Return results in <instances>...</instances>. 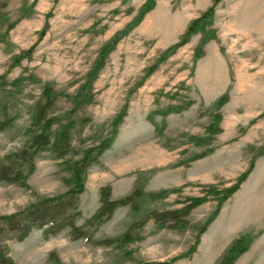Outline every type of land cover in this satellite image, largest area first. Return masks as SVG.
Segmentation results:
<instances>
[{
    "label": "rangeland",
    "instance_id": "rangeland-1",
    "mask_svg": "<svg viewBox=\"0 0 264 264\" xmlns=\"http://www.w3.org/2000/svg\"><path fill=\"white\" fill-rule=\"evenodd\" d=\"M148 1L0 0V85L31 75L42 82L25 81L10 102V111L20 118L12 130L0 133V154L22 149L36 134L33 106L43 83L59 93L49 116L71 117L75 123L65 158L42 152L25 185L0 182V216L20 213L72 188L69 167L112 136L123 111L111 147L88 169L76 224L84 225L98 210L103 187L111 188L112 200L140 193L136 209L118 207L92 242L72 240L69 228L47 239L43 230L33 229L21 241L4 242L15 264H146L176 257L172 264H190L200 244L190 257L184 255L222 195L193 210L185 219L187 229L159 228L149 219L136 230L134 242L121 246L116 241L149 213L180 209L189 197H203L207 187L225 191L264 156V125L251 122L245 109L264 102V0H151L153 8L109 53L94 82L92 103L79 104L78 89L101 50L135 21ZM199 19L188 42L168 52ZM203 35L207 40L202 44ZM198 48L201 56L196 58ZM28 51L30 58L16 64ZM223 97L227 101L217 107ZM187 103L181 113L160 114ZM211 127L220 132L211 133ZM202 154L206 156L192 160ZM213 246L215 230L194 264H203L205 251Z\"/></svg>",
    "mask_w": 264,
    "mask_h": 264
},
{
    "label": "trees",
    "instance_id": "trees-1",
    "mask_svg": "<svg viewBox=\"0 0 264 264\" xmlns=\"http://www.w3.org/2000/svg\"><path fill=\"white\" fill-rule=\"evenodd\" d=\"M216 2H218V0ZM152 8V1L149 0L139 10L135 21L131 23L126 30L117 33L101 50L97 62L87 76L86 83L78 89L76 99H82L81 103H79L80 105L83 103H92L94 82L105 66L109 53L115 49L121 39L129 34L131 29L141 22L145 14ZM213 12L214 8L210 9V13L213 14ZM201 19L194 21L182 40L171 47L168 52H174L184 46L188 42L191 34L197 29ZM41 34H44V32ZM206 40V35H203L201 43L203 44ZM196 51L195 56L199 58L201 56L200 48ZM30 56L31 51L23 53L21 57L16 58V64L19 63L21 58H30ZM27 80H31L33 83H42L37 77L31 75L29 77H20L14 80L10 85H6L7 83L0 85V133L12 130L16 121L20 118L19 113H12L10 111V102L17 97V93L22 92L24 82ZM8 86H12L13 88L9 89ZM58 96L59 93L50 83H43L41 85L40 100L33 106V122L37 128V132L30 142L22 149L5 155L0 154V182L12 185H25L28 177L35 171L36 157L42 152L51 151L59 159H63L68 155L72 146V131L75 123L72 121L71 117L62 119L49 116V112L54 108ZM226 101V97L220 98L216 103L217 107L224 105ZM189 105L190 103L184 104V106L169 107L161 111L160 114L181 113L186 110ZM124 112L125 111L116 118L113 124L114 130L112 136L85 150L83 156L69 167L74 179L72 188L64 194L43 198L29 205L20 213L0 216V264H15L11 258L7 257V247L4 245V242L10 239L21 241L25 239L33 229L43 230L44 238L47 239L50 236L55 237L62 230L69 228L72 240L85 239L88 242H92V236L104 223L111 219L118 207L129 205L136 209L135 199L139 197V192H134L131 196L120 200H112L111 188L103 187L100 190V207L98 210L84 223V225L78 226L76 224L77 220L82 216L80 210V196L85 192L88 169L91 165L97 163L102 154L111 147L118 127L123 121ZM219 121L220 118H216V122ZM55 126H57L56 130H54ZM209 130L211 133L216 134L220 132V129L217 127L216 129L211 127ZM192 142L201 144L202 140L192 138ZM204 156H206V154L198 155L192 160H198ZM185 164L188 165V163ZM253 166L254 163L251 164L250 170L238 179L235 185L229 187L225 191L220 192L214 187H207L208 191L205 192L203 197H189L184 207L180 209L166 211L164 213H149L139 225L132 226L125 235L116 242H120L121 246L134 242L136 230H139V227L143 226L149 219H153L159 228L187 229L188 224L185 219L193 210L207 202L209 197L219 198L220 195H222L218 199L216 210L210 216L206 224L199 230L195 244L191 247L189 252L184 255V257H190L197 250L201 236L214 222L223 204L240 189L241 184L247 179ZM158 197L159 195H152V198ZM113 243V241H107L106 244ZM250 245L251 240L245 235L238 236L221 257L218 264H234L238 258L249 250ZM51 256L53 258V255ZM179 258L180 257H176L168 262H151L146 264H172Z\"/></svg>",
    "mask_w": 264,
    "mask_h": 264
},
{
    "label": "crops",
    "instance_id": "crops-1",
    "mask_svg": "<svg viewBox=\"0 0 264 264\" xmlns=\"http://www.w3.org/2000/svg\"><path fill=\"white\" fill-rule=\"evenodd\" d=\"M247 85L246 91L249 90ZM248 101V100H247ZM232 100H230V104ZM251 122L264 125V102L259 105L246 104ZM216 232V247L205 251L203 264H216L232 242L240 235L251 240L249 250L234 264H264V156L258 159L250 176L240 189L222 206L214 222L202 235V239L190 264H194L202 251L204 241L211 232ZM215 254V255H214ZM189 261V260H188Z\"/></svg>",
    "mask_w": 264,
    "mask_h": 264
}]
</instances>
